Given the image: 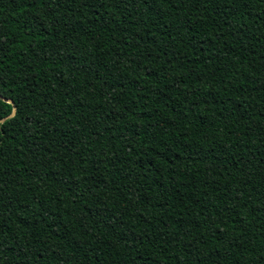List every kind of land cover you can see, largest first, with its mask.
I'll use <instances>...</instances> for the list:
<instances>
[{"label": "trees", "instance_id": "obj_1", "mask_svg": "<svg viewBox=\"0 0 264 264\" xmlns=\"http://www.w3.org/2000/svg\"><path fill=\"white\" fill-rule=\"evenodd\" d=\"M0 264H264V0H0Z\"/></svg>", "mask_w": 264, "mask_h": 264}, {"label": "water", "instance_id": "obj_2", "mask_svg": "<svg viewBox=\"0 0 264 264\" xmlns=\"http://www.w3.org/2000/svg\"><path fill=\"white\" fill-rule=\"evenodd\" d=\"M14 114V108H12L11 113L9 114V116H12Z\"/></svg>", "mask_w": 264, "mask_h": 264}]
</instances>
